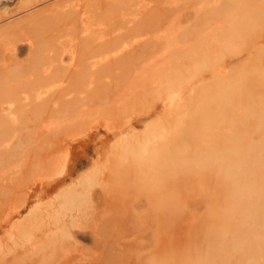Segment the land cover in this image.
<instances>
[{
    "label": "rangeland",
    "instance_id": "1",
    "mask_svg": "<svg viewBox=\"0 0 264 264\" xmlns=\"http://www.w3.org/2000/svg\"><path fill=\"white\" fill-rule=\"evenodd\" d=\"M32 1L0 0V71L6 66L9 71L0 79V104L14 107L4 121L0 119V132L13 131L16 124L23 130L0 133V143L5 141L0 150L7 142L12 148L0 154V253L14 259L8 263L264 264V0H219L214 20L207 9L210 19L202 10L198 12L206 18L185 10V23L178 22L179 12L166 11L161 16L164 22L157 19L150 28L137 29L139 41L151 40L141 45V54L130 63L92 84L64 78L42 89V97L64 90L58 111L48 119L43 112L42 118L37 113L23 118L16 109L18 102H36L32 90L17 94L25 95L21 102L13 90L14 98L7 92L19 82L32 81L36 72L30 67L32 60L57 62L56 49H75L82 33L65 22H56L61 27L54 22L41 25L36 13L42 16L57 0ZM140 11L132 13L138 18ZM103 18L102 24L90 26L91 37L112 27ZM124 45L133 47L130 42ZM64 55L66 64L69 58ZM152 108V116L133 130L117 133V127L125 128ZM153 123L156 134L144 136ZM37 130L44 131L45 142L47 137L57 138L55 145L47 147L42 140L38 148L40 143L33 139ZM88 132L92 138L72 147L68 168L59 175L57 141L76 143ZM20 137L25 138L22 145ZM126 140L142 144L141 150L121 149L118 145ZM13 148L21 150H15L20 155L16 161L8 158L9 151L16 154ZM50 151L59 152L56 159ZM49 158L53 166L43 167ZM87 175L91 182L81 190L78 183ZM53 178L61 181L56 184ZM72 188L78 195L66 206L61 197ZM35 214L47 227L39 224L31 230L33 240L45 242L39 254L21 241L13 244L18 226ZM93 237L100 242L93 243Z\"/></svg>",
    "mask_w": 264,
    "mask_h": 264
},
{
    "label": "bare ground",
    "instance_id": "2",
    "mask_svg": "<svg viewBox=\"0 0 264 264\" xmlns=\"http://www.w3.org/2000/svg\"><path fill=\"white\" fill-rule=\"evenodd\" d=\"M34 1V0H33ZM32 1V2H33ZM50 1V0H49ZM156 0H57L56 2H54L53 4H51V5H49L48 7H46L45 8V10L42 12V16H41V14L39 15V12H37L36 14H38V16H40V18L38 19V20H36L37 22L39 21V23L42 25V23H48V22H50V23H48V24H50L51 25V23H53L52 25H54V24H60V22H65V23H67L68 25H70L72 28L73 27H77L76 29H78L79 28V30H80V32L82 33V35H81V38L80 37H77V38H80V41H79V43H76V46H75V49L73 48V50L72 49H69V47H68V49H66V48H63L62 50H63V52H61L60 50H58L59 49V47L55 44V46H57L56 48H54V46H53V49H51V51L52 50H54L55 51V49H56V51H55V55L57 56V57H55V55H54V57L57 59V62L55 61H53V60H55V59H53L51 62L50 61H47V63L48 64H46V63H44L43 61H44V59L43 58H41V60L43 59V61H41V62H39V60H38V58H35V60H38V61H34V60H32L31 61V63H29L30 64V67H32V69H33V72L34 71H36L35 72V76H34V78L32 79V81H29V82H25L24 81V83L23 82H19V83H17V85L16 86H14V87H12V89H10V91H6L5 89H3V91L5 90V93L7 92L8 94H10L11 93V95H10V97L12 96V98H14V96H15V100H19L20 102L21 101H23L24 99H26V98H23V97H21V95L20 96H17V94L19 93V92H21V94H22V92H24V91H26V92H28L27 90H32L33 92H35L36 93V99H34V100H36V102L35 103H28V101L26 100V101H23L22 103H20V105H19V102L17 103L18 105H16V109H18L19 111H20V114H22L23 115V118H24V116L26 117V118H28V116L30 115H32V114H38V115H41V113L43 112V114L45 113V117L48 119L49 117L51 118V116L50 115H53V113H55V112H57L58 111V109H57V105H58V102H60L61 101V98H62V96L64 95V93L62 92V91H64V90H57V91H55L52 95H46V96H41V93L43 92L42 91V89H44L46 86H48V85H50V84H52L53 82H55V81H58V80H61V79H76V78H79V79H81V80H86L87 81V83H89V84H92V82L94 83V79H96V80H101L103 77H105V76H109L110 74H111V72H113V70L114 69H118V67H120V66H122L124 63L125 64H128V63H130L131 62V60H133V59H135V57L137 56V54L139 55V54H141L140 53V49H141V45H143V44H145V42H149L151 39L149 38V39H147L146 41L144 40V42H142V41H139V39H140V35L137 33V29L139 28V27H151L154 23H156V20L158 21V22H160L159 21V19L162 21V22H164V19L161 17V16H164V15H166V11L168 12L169 11V13H170V11L171 10H175L176 12H179L180 13V18H179V20H178V22L179 23H185V22H187V20H188V16L186 15V13L184 12L185 10H189V9H191V10H193L194 12H196L195 14H197V13H199L198 11H200V10H202V12L201 13H204L207 17H208V15H207V13H213V14H211L212 16H214V18L213 19H210L211 18V16H210V20H214L215 18H217V16H216V11L219 13V8H220V3H219V0H179V1H182V2H178V1H176V0H157L158 1V4H156V2H155ZM32 2H30V3H32ZM48 2V1H47ZM46 2V3H47ZM155 2V3H154ZM3 3H5V2H3ZM175 3H178V4H175ZM1 4V3H0ZM175 4V5H174ZM28 5H30V4H28ZM32 5H33V3H32ZM25 6H27V4L26 5H24V7ZM29 6H27L26 8H28ZM31 7V6H30ZM219 7V8H218ZM21 8V7H20ZM25 8V9H26ZM217 8H218V10H217ZM43 9H44V7H43ZM42 9V10H43ZM141 9H145L147 12H148V14L145 16V13H146V11H145V13H144V11L142 12V13H144V14H142L141 13ZM205 9H207V13H206V10ZM204 10H205V12H204ZM208 10H210L211 12H208ZM31 11V10H30ZM137 11H140V16H138V18H137V16H135L134 15V13L136 14V12ZM174 11V12H175ZM32 12V11H31ZM132 12H134V13H132ZM175 12V13H176ZM24 13V12H23ZM169 13H167L168 15L166 16L167 18H169V17H171L170 16V14ZM215 13V14H214ZM144 15V16H142V15ZM164 14V15H163ZM171 14H173L172 12H171ZM194 14V13H193ZM137 15V14H136ZM210 15V14H209ZM37 16V15H36ZM35 15H34V17H36ZM197 16H198V14H197ZM199 16L200 17H205L206 18V16H201V14L199 13ZM198 16V17H199ZM103 17H106L105 18V20L106 19H108V21L107 22H109L110 21V23H111V25H109V26H112L111 28H109V31L107 30V32H98V34H95L94 33V35L95 36H93V37H91L90 35V33H88L89 31H90V26L93 24V23H95L96 21H98L99 22V20L101 21V18L102 19H104ZM162 19H161V18ZM165 17V16H164ZM196 17V16H195ZM195 17H194V21H193V23H195V24H197L196 22H195ZM166 18V19H167ZM207 18V19H208ZM169 19H171V18H169ZM168 19V20H169ZM207 19L205 20L207 23H208V21H207ZM201 21V25L203 24V21H202V19H200ZM35 21V25H36V22ZM104 21V20H103ZM167 20H165V22H166ZM185 21V22H184ZM197 21V20H196ZM42 22V23H41ZM56 22H58V23H56ZM97 22V23H98ZM197 22H199V21H197ZM210 22V21H209ZM38 23V25H40ZM100 23V22H99ZM103 22H101L100 24H102ZM104 23H106L105 21H104ZM109 23V24H110ZM213 23H215V22H213ZM44 24V25H45ZM58 24V25H59ZM195 24H192V25H194L195 26ZM209 24V23H208ZM212 24V23H211ZM7 25V24H6ZM40 25V26H41ZM61 25V24H60ZM59 25V26H60ZM178 24H176V26H177ZM198 25H200V24H198ZM204 26L206 25V24H203ZM202 25V26H203ZM65 26V25H64ZM97 26V25H96ZM108 26V27H109ZM5 27V26H4ZM39 27V26H38ZM44 27V26H43ZM43 27H41V28H43ZM47 27V26H46ZM61 27V26H60ZM70 27V28H71ZM201 27V26H200ZM6 28H8L7 26H6ZM48 28V27H47ZM62 28H64L63 26H62ZM72 28L70 29V30H72ZM196 28H198L197 27V25H196ZM45 29V27L43 28V30ZM67 29H68V27H67ZM111 29V30H110ZM1 30V29H0ZM35 30V29H34ZM37 30V29H36ZM62 30V29H61ZM40 32H42L41 30H39ZM38 31V32H39ZM73 31V30H72ZM75 31V30H74ZM104 31V30H103ZM143 34H149V33H143ZM143 34H142V36H143ZM54 35H57V34H54ZM54 35H52V36H54ZM80 36V35H79ZM76 37V36H75ZM52 38V37H51ZM50 38V39H51ZM55 38H58V36H55ZM52 40H56V39H52ZM76 41V40H75ZM72 42H74V41H72ZM128 42H130L132 45H133V47L131 48V49H129L128 48V46H126V45H124L125 43H128ZM58 44H59V42H58ZM70 44V43H69ZM60 46V45H59ZM70 46H72V45H70ZM138 47H139V49H138ZM71 48V47H70ZM18 50V49H17ZM147 50H149V49H147ZM23 52V48H21V49H19L18 50V52H17V54H20V53H22ZM64 54H67V56H68V58H69V62H67L66 64H63V62H64V60H63V57L65 56ZM46 57H48V56H46ZM53 57V56H52ZM34 59V58H33ZM48 60H51L50 58L48 59ZM15 62V61H14ZM40 63V64H37V63ZM56 63V64H54V63ZM10 63V62H9ZM41 65V66H38L39 68H37L35 65ZM8 65V64H7ZM32 65V66H31ZM2 66H3V64H2ZM9 66V65H8ZM11 66V65H10ZM9 66V67H10ZM28 66V65H27ZM7 67V66H6ZM5 67V68H6ZM16 67H18L17 65H16ZM33 67H36L35 69L33 68ZM2 68V67H1ZM0 68V70H2ZM4 68V70L3 71H6V69ZM8 69V68H7ZM11 70V69H10ZM2 71V72H3ZM37 71H38V73H37ZM1 72V71H0ZM2 72L0 73V75L2 74ZM7 72H9V71H6V74H7ZM30 73V72H29ZM37 73V74H36ZM13 74V73H12ZM31 74H33L32 73V71H31ZM9 75H10V73H9ZM34 75V74H33ZM16 76V75H15ZM1 77H3L4 78V76H3V74L0 76V79H1ZM10 77V76H9ZM13 77V76H12ZM18 77H20V75L18 76ZM93 77V78H92ZM6 78V77H5ZM8 79V78H7ZM14 79V78H13ZM6 80V79H5ZM11 80V79H10ZM16 80H19V79H16ZM30 80V79H29ZM7 81V80H6ZM11 82V81H10ZM97 82V81H96ZM5 83V82H4ZM3 84V83H2ZM10 84V83H9ZM7 85V84H6ZM2 86V85H1ZM5 87V86H4ZM11 88V87H10ZM198 88V87H197ZM0 89H1V87H0ZM11 90H13V94H14V96H13V94H12V92H11ZM1 92H2V90H1ZM0 92V93H1ZM10 92V93H9ZM4 93V92H3ZM25 94H27V93H25ZM5 95V94H4ZM7 95V94H6ZM19 95V94H18ZM1 96V95H0ZM34 96V95H33ZM5 97V96H4ZM3 97V99H5ZM8 97V96H7ZM0 98H2V96L0 97ZM12 98H9V99H11L10 101H12ZM1 100V99H0ZM6 101H8V100H6ZM25 102V103H24ZM30 102V101H29ZM1 103V102H0ZM5 103H7V102H5ZM12 104V103H11ZM10 104V105H11ZM14 105V104H13ZM12 107V106H11ZM10 106H9V103H8V106H6V107H4L2 104H0V117H2V118H0L1 120H3L4 121V118L6 117V116H8L7 114H9V113H11V110H12V108H14V107H12L11 108ZM59 108V107H58ZM153 108H155V107H153ZM153 108H152V110L151 109H148V110H146V112H145V114L142 116V117H135V118H133V119H131L129 122H128V124L125 126V128H120L121 126H119V128L117 127L116 129V131H117V133H119V134H121L122 132H123V130H127V129H130V130H133V128L134 127H136V126H138L139 124H140V122H142L144 119H146V118H148V117H150V116H152V114L154 113V111H153ZM151 110V111H150ZM22 115H21V117H22ZM49 115V116H48ZM43 116L41 115V118H42ZM34 118V117H33ZM38 118V117H37ZM40 118V117H39ZM46 119V120H47ZM15 120V119H14ZM21 120H23V119H21ZM31 120V119H30ZM29 120V121H30ZM34 120H35V118H34ZM40 120V119H39ZM43 120V119H42ZM16 121V120H15ZM160 121V120H159ZM20 123H22V122H20ZM19 123V124H20ZM25 122H23V124H24ZM27 123H30V122H27ZM33 123V122H32ZM32 123L30 124V125H32ZM35 123V122H34ZM44 123V122H43ZM42 122H41V124L40 125H42L43 124ZM47 123V122H46ZM49 123H51V122H49ZM127 123V122H126ZM119 124H121V123H119ZM156 124L157 123H153V125H152V127L151 128H149L148 129V131H146V133H145V135L144 136H153L154 134H156V133H154L155 131H154V127L153 126H156ZM6 125V124H5ZM18 124H16V125H13L14 126V128H15V126L17 127V129L15 128V129H13V131L14 130H18V131H23V130H19L20 129V127H19V125L17 126ZM34 125V124H33ZM36 125V124H35ZM43 125H45V124H43ZM42 125V126H43ZM55 125V124H54ZM3 126V125H2ZM13 126H11V127H13ZM21 126H22V124H21ZM25 125H23L22 127L23 128H25L24 127ZM27 126V125H26ZM39 126V125H38ZM3 127H5V126H3ZM9 128H11L10 126H8ZM8 127H7V129H8ZM27 127H29V126H27ZM52 127V126H51ZM34 128H39V127H33L32 126V129H34ZM49 128V127H48ZM0 129H3L2 127H0ZM5 129V128H4ZM30 129H31V127H30ZM43 129H44V131L46 130H48L47 129V126H45V127H43ZM10 130H12V128L11 129H9V130H7V132H4V131H6V129L4 130V131H2L1 130V132H4L5 133V135L7 134V133H9V131ZM27 130H29V129H27ZM26 130V131H27ZM50 131H51V129H49ZM54 130V129H53ZM52 130V131H53ZM156 130V129H155ZM13 131H10V132H13ZM25 131V130H24ZM38 132L35 134V138H33V139H35V143L37 144V142H38V144L40 143L39 141H42L44 138H42V136L41 135H43V133H44V131H39V130H37ZM0 132V133H1ZM49 132V131H48ZM14 133H15V131H14ZM13 133V134H14ZM46 133V132H45ZM52 133V132H51ZM116 132H114L113 134H115ZM27 134V133H26ZM32 134V133H31ZM47 134V133H46ZM45 134V135H46ZM49 134V133H48ZM57 134V133H56ZM1 135V134H0ZM34 135V134H33ZM52 135H53V133H52ZM25 136V135H24ZM44 136V135H43ZM49 136V135H48ZM77 136H79V134L77 135ZM84 136V138H81V139H78V141H76V143H73V142H71V140H70V142L69 143H61V142H59V141H57L59 144L58 145H60V147H59V152H57V153H59V156L57 155V153L56 152H54V151H50V152H53L54 154H55V156L53 155V154H51L50 156V158L52 159V156H54L55 158L54 159H56L57 158V156H58V158L61 156V162H60V171H59V175H61L62 173H64L65 172V170H66V166H67V168H68V164H69V159H70V156H68V155H70V150L72 149V147L75 145V144H83V143H85L86 142V140H90V138H92V135H91V133H87L86 135L84 134L83 135ZM17 136H15L14 138H16ZM26 137V136H25ZM29 137V140H31V137H30V135L29 136H27L26 138H28ZM54 137H56V136H54ZM86 137V138H85ZM42 138V139H41ZM60 138V137H59ZM4 139V138H3ZM2 139V141H4ZM10 139V138H9ZM8 139V140H9ZM17 139V138H16ZM16 139H15V141H16ZM20 140H21V137L19 138ZM32 139V140H33ZM41 139V140H40ZM47 139H49L48 137H47ZM47 139H45L46 140V142L43 140V145H45L46 146V144H47V147H48V145H51L52 146V144L53 145H55V142H56V140L55 139H57V138H55L54 140H47ZM134 139V138H133ZM11 141H12V139H10ZM18 140V139H17ZM25 140V138H22V140L20 141V144L21 143H23V142H25L24 141ZM59 140V139H58ZM81 140V141H80ZM2 141H1V143H2ZM13 141H14V139H13ZM27 141H28V139H27ZM26 141V142H27ZM5 142V141H4ZM7 142V141H6ZM0 143V144H1ZM8 143V142H7ZM7 143H5V147L6 146H8L9 144H10V148L8 147H4V149H6L7 150V152H8V150L10 149H12L11 148V142H9L8 144ZM13 143V142H12ZM16 143V142H15ZM15 143H13V144H15ZM19 143V142H18ZM17 143V144H18ZM31 143H33V142H31ZM35 143H33V144H35ZM62 145H61V144ZM41 143L39 144V147H38V145H37V147L38 148H40L41 149V147L40 146H43ZM16 145V144H15ZM14 145V146H15ZM22 145V144H21ZM56 145H57V143H56ZM84 145V144H83ZM20 146V145H19ZM33 146V145H32ZM119 147H121V149L122 148H125L126 150H128V151H130L131 153H135L136 151H138V150H141V146H142V144H138V142H136V141H134V140H126V142H125V145H118ZM16 147L17 148H19L18 147V145H16ZM46 147V148H47ZM1 148H2V145H1ZM0 148V149H1ZM14 149V153H16L17 151H15V150H18V152H20L21 153V150H19V149ZM33 148V147H32ZM3 149V150H4ZM35 149V148H34ZM33 149V150H34ZM49 149V148H48ZM52 149V148H51ZM56 149V148H55ZM56 149V151H58ZM3 150H0V154H1V152H4ZM47 150V149H46ZM40 151V150H39ZM45 151V150H44ZM10 152V154L8 153V155L7 154H4L3 155V160H4V162L7 164V162H8V159L6 158L7 156H8V158L9 159H11V161H14L13 159H15V161H16V158L18 157V156H20V155H17L18 153H16V154H13L12 152H13V150H12V152L11 151H9ZM35 152V151H34ZM19 153V154H20ZM36 153V152H35ZM44 153V152H43ZM47 153V152H46ZM45 154V153H44ZM7 155V156H6ZM10 155H12V157L10 156ZM47 155H49V153L47 154ZM0 156H2V155H0ZM6 156V157H5ZM37 156H39V155H37ZM36 156V157H37ZM45 156V155H44ZM11 157V158H10ZM14 157V158H13ZM69 157V158H68ZM2 158V157H1ZM5 158H6V160H5ZM13 158V159H12ZM48 159L47 161H43V163H42V165H43V167H49V166H53V162H51V159ZM67 158H68V160H67ZM33 159V158H32ZM38 159V158H37ZM36 159H34V161H35ZM44 160H45V158H44ZM59 160V159H58ZM57 160V165H58V161ZM10 161V160H9ZM18 161V160H17ZM56 161V160H55ZM91 161V160H90ZM3 163V161H2V159H0V165ZM33 162V161H32ZM38 162H40L39 160H38ZM33 164V163H32ZM31 164V165H32ZM36 164H38V163H36ZM56 163H54V165H55ZM94 164H96L95 162H94ZM92 165V164H91ZM90 165V166H91ZM30 166V165H29ZM33 166V165H32ZM36 167V166H35ZM42 167V168H43ZM57 167V166H56ZM57 167V168H58ZM32 168H34V167H32ZM39 168V167H38ZM55 168V167H54ZM53 168V169H54ZM90 168V167H89ZM45 169V168H44ZM49 169V168H48ZM33 170V169H32ZM39 170H41V169H39ZM43 170V169H42ZM59 170V169H58ZM90 170V169H89ZM88 170V171H89ZM93 170V169H92ZM34 171V170H33ZM53 171H56V169L55 170H53ZM48 173V172H47ZM51 174V173H50ZM88 174V173H87ZM42 175V174H41ZM54 175V174H53ZM53 175H52V177H53ZM84 175V174H83ZM90 175H91V171H90ZM51 176V175H50ZM49 175H48V177H50ZM91 176H93V175H91ZM47 177V178H48ZM78 178H76V180H77ZM55 179L53 178V181H54ZM83 181H82V183H78V186H80V188H81V190H84V188H86L87 187V185H88V183L89 182H91V181H89V176L87 175V176H85V178L84 179H82ZM48 181V180H47ZM46 181V182H47ZM61 181V179H59L57 182H56V180H55V182H56V184L58 183V182H60ZM45 182V181H44ZM51 182V181H50ZM74 182V181H73ZM79 182H80V180H79ZM42 183V182H41ZM40 183V184H41ZM72 183V182H71ZM39 184V185H40ZM49 184V183H48ZM90 184V183H89ZM42 185V184H41ZM69 186H70V184H69ZM69 186H67V187H69ZM42 188H43V186H42ZM41 188V189H42ZM34 189V188H33ZM46 189V188H45ZM75 189V188H74ZM43 191H44V189H43ZM26 193V192H25ZM25 193H24V195H25ZM30 193V192H29ZM62 195V194H61ZM78 195V191H77V189H76V191H74L73 190V188L72 189H70L69 191H67V193L65 194V195H63L61 198V201H62V203H64L66 206L67 205H70L71 203H73L74 201H75V199H76V196ZM26 196V195H25ZM101 197V196H100ZM25 200V199H24ZM102 200H104V199H102ZM102 200L100 201L101 203H103L102 202ZM99 201V200H98ZM98 201H97V203H98ZM99 202V203H100ZM140 202V201H139ZM140 204H141V202H140ZM72 205V204H71ZM72 218H74V216H71ZM41 219H43L42 217H41ZM119 219V218H118ZM39 221H40V219H39V216H38V214H35L34 216H32L30 219H28L26 222H24V223H22L20 226H18V228H17V230H18V234H17V236H16V238H14V236L15 235H13V238H14V240H13V244H17V242H19V241H21L22 243V245L23 246H28V248H29V250H31V252H37L38 254L40 253V252H42L43 251V248H44V243L45 242H43L42 241V239L41 240H39V241H35V240H33V234H31V230L34 228L35 229V226H39V224L41 225V223H39ZM65 222V221H64ZM117 223H121L120 221L119 222H117ZM45 224V223H44ZM43 223H42V225H44ZM49 224V223H48ZM41 225V226H42ZM65 225H68V224H65ZM45 226V225H44ZM103 226V225H102ZM46 227V226H45ZM118 227V226H117ZM119 227H121V226H119ZM47 228V227H46ZM52 229V228H51ZM70 229V228H69ZM41 231V230H40ZM52 231V230H51ZM71 230H68L67 232L69 233ZM48 232V231H47ZM32 233H33V231H32ZM37 233V232H36ZM94 234V233H93ZM101 234V233H100ZM35 235V234H34ZM41 235H43V234H41ZM48 235V234H47ZM58 235V234H57ZM57 235H56V237H57ZM86 235V234H85ZM98 235H99V233H98ZM134 235V234H133ZM50 236V235H49ZM101 236V235H100ZM104 236V235H103ZM132 236V235H131ZM46 237V236H45ZM45 237H44V239H45ZM36 238V237H35ZM43 238V237H42ZM58 238V237H57ZM104 238V237H103ZM102 238V241L104 240ZM134 238H135V236H134ZM131 239H132V237H131ZM33 240V241H32ZM55 239H53V237H52V242L54 241ZM100 240V239H99ZM96 237H93V238H91V241L93 242V243H95V244H98L100 241H99ZM133 240V239H132ZM138 240V239H137ZM25 241H27V242H29V244L28 243H25ZM46 241V240H45ZM48 241V240H47ZM51 241V240H50ZM50 241H48V242H50ZM99 241V242H98ZM101 241V242H102ZM103 243V242H102ZM46 244H48V243H46ZM49 244H51V243H49ZM54 244H55V242H54ZM18 245V244H17ZM52 245V244H51ZM53 246V245H52ZM137 246V245H136ZM20 247V246H19ZM47 247V246H46ZM50 247V246H49ZM135 247V246H134ZM25 248V247H24ZM48 248V247H47ZM46 248V249H47ZM24 250V249H23ZM26 250V249H25ZM28 250V249H27ZM7 251V250H6ZM4 251L2 252V253H0V260H2V263H4L5 262V260H7L6 258V256L7 255H5L4 256ZM4 260H3V259ZM11 259V261L13 262L14 261V259L11 257L10 258ZM19 259H20V257H19ZM104 259V258H103ZM8 261H10L9 259L6 261L7 263H8ZM10 261V262H11ZM18 261V260H17ZM95 261V260H94ZM100 261V260H99ZM99 261H97V262H99ZM105 261H107V260H105ZM5 262V263H6ZM10 262L8 263V264H10ZM101 262V261H100Z\"/></svg>",
    "mask_w": 264,
    "mask_h": 264
}]
</instances>
